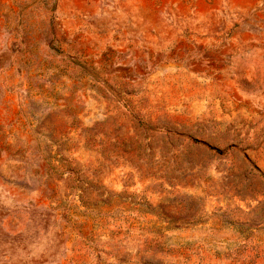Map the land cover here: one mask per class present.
Listing matches in <instances>:
<instances>
[{
  "label": "rangeland",
  "instance_id": "374dc122",
  "mask_svg": "<svg viewBox=\"0 0 264 264\" xmlns=\"http://www.w3.org/2000/svg\"><path fill=\"white\" fill-rule=\"evenodd\" d=\"M0 264H264V0H0Z\"/></svg>",
  "mask_w": 264,
  "mask_h": 264
}]
</instances>
